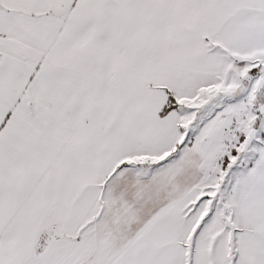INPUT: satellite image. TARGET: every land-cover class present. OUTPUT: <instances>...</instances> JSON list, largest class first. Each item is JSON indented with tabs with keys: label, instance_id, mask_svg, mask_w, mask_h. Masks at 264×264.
I'll use <instances>...</instances> for the list:
<instances>
[{
	"label": "snow or ice",
	"instance_id": "6c2138e0",
	"mask_svg": "<svg viewBox=\"0 0 264 264\" xmlns=\"http://www.w3.org/2000/svg\"><path fill=\"white\" fill-rule=\"evenodd\" d=\"M0 264H264V0H0Z\"/></svg>",
	"mask_w": 264,
	"mask_h": 264
}]
</instances>
